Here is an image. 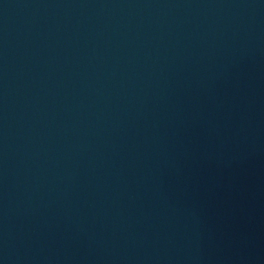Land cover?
I'll list each match as a JSON object with an SVG mask.
<instances>
[{"label": "water", "instance_id": "1", "mask_svg": "<svg viewBox=\"0 0 264 264\" xmlns=\"http://www.w3.org/2000/svg\"><path fill=\"white\" fill-rule=\"evenodd\" d=\"M0 264H264V0H0Z\"/></svg>", "mask_w": 264, "mask_h": 264}]
</instances>
